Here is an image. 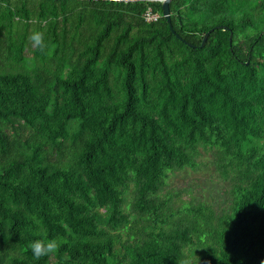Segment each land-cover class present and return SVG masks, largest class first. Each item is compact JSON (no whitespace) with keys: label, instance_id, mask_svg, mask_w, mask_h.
Returning <instances> with one entry per match:
<instances>
[{"label":"trees","instance_id":"obj_1","mask_svg":"<svg viewBox=\"0 0 264 264\" xmlns=\"http://www.w3.org/2000/svg\"><path fill=\"white\" fill-rule=\"evenodd\" d=\"M170 10L195 47L159 1L0 0V264H264V0ZM203 151L218 211L169 188Z\"/></svg>","mask_w":264,"mask_h":264},{"label":"rangeland","instance_id":"obj_2","mask_svg":"<svg viewBox=\"0 0 264 264\" xmlns=\"http://www.w3.org/2000/svg\"><path fill=\"white\" fill-rule=\"evenodd\" d=\"M213 160L212 152L203 151L197 169H187L172 175L169 188L179 194L180 197L175 198L179 199L178 205L203 201L211 203L217 211L229 206L226 199L230 184L220 179L212 165Z\"/></svg>","mask_w":264,"mask_h":264},{"label":"clouds","instance_id":"obj_3","mask_svg":"<svg viewBox=\"0 0 264 264\" xmlns=\"http://www.w3.org/2000/svg\"><path fill=\"white\" fill-rule=\"evenodd\" d=\"M29 41L34 46H39L41 49L45 46L43 33L39 31L32 32L29 36ZM57 246L58 244L56 240H34L29 245L33 257L37 260L43 256L54 254Z\"/></svg>","mask_w":264,"mask_h":264},{"label":"water","instance_id":"obj_4","mask_svg":"<svg viewBox=\"0 0 264 264\" xmlns=\"http://www.w3.org/2000/svg\"><path fill=\"white\" fill-rule=\"evenodd\" d=\"M89 1H110V2H148V1H159L162 3V12H163V17L166 19V21L168 22L171 31L177 36V38L179 40H181L182 42L186 43L188 46L190 47H195L192 44H190L189 42H187L186 40H184L181 36H179L176 31L173 28V24H172V19H171V10H170V4L173 0H89ZM219 28V27H216ZM212 30H210L208 33H206V35L204 36L203 42L201 47L203 48L211 34ZM232 34L230 37V43L232 42Z\"/></svg>","mask_w":264,"mask_h":264},{"label":"built area","instance_id":"obj_5","mask_svg":"<svg viewBox=\"0 0 264 264\" xmlns=\"http://www.w3.org/2000/svg\"><path fill=\"white\" fill-rule=\"evenodd\" d=\"M144 18L146 22L154 23L159 20L160 15L157 12L153 11V9L149 8L145 13Z\"/></svg>","mask_w":264,"mask_h":264}]
</instances>
